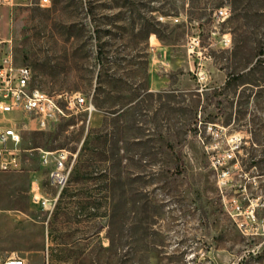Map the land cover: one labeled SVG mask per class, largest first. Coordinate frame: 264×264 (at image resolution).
Returning <instances> with one entry per match:
<instances>
[{
    "label": "rangeland",
    "instance_id": "obj_1",
    "mask_svg": "<svg viewBox=\"0 0 264 264\" xmlns=\"http://www.w3.org/2000/svg\"><path fill=\"white\" fill-rule=\"evenodd\" d=\"M193 35L211 57L202 92ZM6 53L40 89L81 93L96 110L88 124L70 111L44 129L8 115L22 161L0 171V253L28 264L46 254L49 264H264V0H0ZM40 148L76 153L52 209L32 199V181L55 193Z\"/></svg>",
    "mask_w": 264,
    "mask_h": 264
},
{
    "label": "built area",
    "instance_id": "obj_2",
    "mask_svg": "<svg viewBox=\"0 0 264 264\" xmlns=\"http://www.w3.org/2000/svg\"><path fill=\"white\" fill-rule=\"evenodd\" d=\"M4 1L10 3L12 0ZM226 14L227 10L224 7L214 12V16L220 19H223ZM220 41L227 46L230 38L223 34ZM187 54L190 58L189 69L198 86L197 91L202 92L206 88L208 76L206 64L211 57L206 47L200 43L199 37L194 35L187 42ZM95 110L96 107L91 97L81 93L53 95L40 89L33 84V71L29 65L17 64L11 54H4L0 57V171L17 170L22 161L21 133L13 124L14 117L8 115L22 114L37 128L44 129L68 116L70 111H82L85 122L88 124ZM39 152L40 163L47 170L48 184L55 189V193L51 197L44 196L40 183L32 181V199L52 209L70 178L76 153L65 148L53 150L40 148ZM217 165H221L219 160H217ZM214 167L217 168L215 164ZM217 171L218 179L224 184L228 169L221 166ZM0 264L28 263L18 255L0 253ZM42 264H49L47 254Z\"/></svg>",
    "mask_w": 264,
    "mask_h": 264
}]
</instances>
